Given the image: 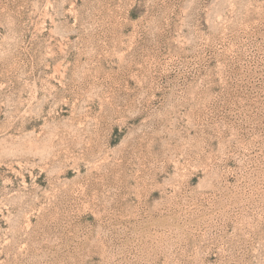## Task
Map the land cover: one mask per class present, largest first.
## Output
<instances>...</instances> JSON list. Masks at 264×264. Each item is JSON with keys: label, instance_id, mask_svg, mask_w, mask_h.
<instances>
[{"label": "rangeland", "instance_id": "374dc122", "mask_svg": "<svg viewBox=\"0 0 264 264\" xmlns=\"http://www.w3.org/2000/svg\"><path fill=\"white\" fill-rule=\"evenodd\" d=\"M0 264H264V0H0Z\"/></svg>", "mask_w": 264, "mask_h": 264}]
</instances>
